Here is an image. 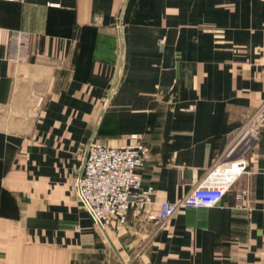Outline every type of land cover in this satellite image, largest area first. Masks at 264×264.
<instances>
[{
  "label": "crops",
  "instance_id": "0c3cea01",
  "mask_svg": "<svg viewBox=\"0 0 264 264\" xmlns=\"http://www.w3.org/2000/svg\"><path fill=\"white\" fill-rule=\"evenodd\" d=\"M263 100L264 0H0V264H264V124L221 201L162 227L103 232L71 188L89 140L138 134L178 200Z\"/></svg>",
  "mask_w": 264,
  "mask_h": 264
},
{
  "label": "built area",
  "instance_id": "2783aa9c",
  "mask_svg": "<svg viewBox=\"0 0 264 264\" xmlns=\"http://www.w3.org/2000/svg\"><path fill=\"white\" fill-rule=\"evenodd\" d=\"M14 41L18 47L14 58L26 59L29 35L17 32ZM193 108L190 105L187 109ZM263 124L264 100L243 118L213 169L178 200H159L154 187L143 183L140 169L149 153L138 134H133L132 141L124 146H106L93 140L82 172L71 182V188L100 230L119 232L126 226L130 211L136 215L154 205L157 211L148 213L147 217L162 227L184 207L213 206L221 201L234 178L245 171ZM247 196V191L238 195L243 207L248 206Z\"/></svg>",
  "mask_w": 264,
  "mask_h": 264
},
{
  "label": "water",
  "instance_id": "95a60500",
  "mask_svg": "<svg viewBox=\"0 0 264 264\" xmlns=\"http://www.w3.org/2000/svg\"><path fill=\"white\" fill-rule=\"evenodd\" d=\"M91 142H92V139L89 140V142H88V144H87V147H86V150H85L84 159H85V157H86V155H87V151H88V148H89V145L91 144ZM82 168H83V166H82ZM81 172H82V169H81ZM102 231H103V232H106V230H104V229H102Z\"/></svg>",
  "mask_w": 264,
  "mask_h": 264
}]
</instances>
